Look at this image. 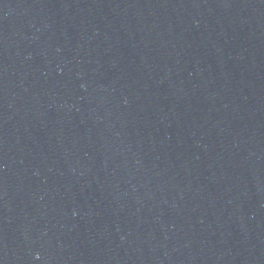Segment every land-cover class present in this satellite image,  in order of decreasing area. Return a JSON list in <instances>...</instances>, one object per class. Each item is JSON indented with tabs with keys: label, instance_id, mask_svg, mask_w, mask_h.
<instances>
[{
	"label": "water",
	"instance_id": "1",
	"mask_svg": "<svg viewBox=\"0 0 264 264\" xmlns=\"http://www.w3.org/2000/svg\"><path fill=\"white\" fill-rule=\"evenodd\" d=\"M0 264H264V0H0Z\"/></svg>",
	"mask_w": 264,
	"mask_h": 264
}]
</instances>
